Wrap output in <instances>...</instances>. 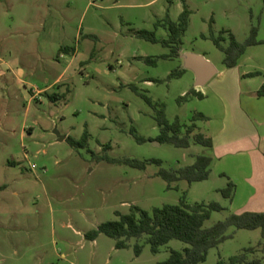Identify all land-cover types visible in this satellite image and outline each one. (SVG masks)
I'll return each instance as SVG.
<instances>
[{"label":"rangeland","instance_id":"rangeland-1","mask_svg":"<svg viewBox=\"0 0 264 264\" xmlns=\"http://www.w3.org/2000/svg\"><path fill=\"white\" fill-rule=\"evenodd\" d=\"M184 8L190 13L181 49L203 53L217 68L224 54L213 38L222 37L227 47L229 33L244 43L254 31L256 44L238 62L241 70L260 74L242 85V105L264 115V96L247 94L264 81V0H0V264H158L186 245L171 240L152 253L146 237L116 249L104 234L94 241L85 234L131 206L150 212L177 205L183 193L189 204L225 208L204 227L230 214L219 192L225 179L211 175L167 189L158 176L160 169L191 165L210 152L158 142L160 107L169 122L184 127L203 115L195 132L207 137L224 115L209 87L197 90L201 97L192 93V73L182 71L177 57H166L169 48L137 35L148 31L166 39L168 31L156 24L176 21ZM85 131L86 147L66 141L80 140ZM103 157L161 165L140 170ZM227 233L232 238L199 264H229L262 240L259 229ZM136 243L143 245L138 256Z\"/></svg>","mask_w":264,"mask_h":264},{"label":"trees","instance_id":"trees-1","mask_svg":"<svg viewBox=\"0 0 264 264\" xmlns=\"http://www.w3.org/2000/svg\"><path fill=\"white\" fill-rule=\"evenodd\" d=\"M189 11L184 8L176 21H171L168 17L164 24L157 23L156 26L163 25L168 31L166 39H157L153 32L141 31L137 35L152 43H161L164 47L170 49V54L166 57L174 58L179 56L182 45V37L187 29ZM222 37L213 38L216 47L224 54L223 64L226 68L235 67L240 57L245 53L247 47L255 45L254 31L251 37L244 43H238L234 36L229 33V44L227 47L221 45ZM66 53H74L75 49H61ZM149 61L148 59L146 60ZM155 63V60H151ZM259 72L248 73L247 77L259 75ZM181 71L172 73L171 76H179ZM192 93L198 97L200 94L194 90ZM258 97L264 96V84L256 92ZM147 103L152 105L150 98L145 97ZM206 119L203 115H195L191 123L184 127L179 120L169 122L166 119L164 108L160 107L157 111L156 122L159 127L157 141L160 143H170L178 148H189L191 144L211 148L212 139L201 133H196L195 121ZM184 131L182 132V130ZM138 141H142L137 137ZM66 141L73 147H86L88 143V133L84 132L80 140L66 138ZM110 163H123L140 170L145 169L148 163L161 165L160 160H114L103 157ZM212 159L208 155H197L191 165L180 167L175 170L160 169L158 176L167 182V189H176L172 184L178 181H186L188 184L205 181L210 175V166ZM235 185L228 181L225 188L220 189L222 197L232 199ZM216 202L189 204L186 201V193L177 205H163L154 207L150 212L137 206H131L129 213H116L117 219L102 223L97 230L89 231L85 238L94 241L99 234H104L115 241L116 249L128 247L127 242L130 239L139 240L146 237V244H149L152 253H157L161 247L165 246L171 240H177L186 246L181 251L171 250L168 258L158 264H199L206 260L210 249L218 247L224 241L232 238L228 234L229 228L235 230H256L261 233V241L255 246L243 249V251L229 259V264H264V213L244 212L241 214L230 213L222 221L214 223L210 227H204L213 212L224 210ZM143 245L135 244L134 251L138 256ZM259 253L260 255H257ZM255 255L251 259L248 257ZM257 255V256H256ZM218 264H221L220 262Z\"/></svg>","mask_w":264,"mask_h":264},{"label":"crops","instance_id":"crops-1","mask_svg":"<svg viewBox=\"0 0 264 264\" xmlns=\"http://www.w3.org/2000/svg\"><path fill=\"white\" fill-rule=\"evenodd\" d=\"M190 55L200 56L212 66L213 74L206 83L199 84L196 72L186 66L185 56ZM177 58L182 61V71L192 73L194 91L209 87L224 112L218 126L215 124L208 133L212 139L208 154L212 159L209 177L214 175L225 179L226 184L231 181L235 185L232 199H226L230 213H264V115L249 114L242 105L246 94L242 85L248 87L254 79L246 76L248 73L241 70L239 62L232 68H226L223 63L217 68L203 53L182 49ZM262 84L264 81L259 86ZM257 91L258 88L247 94Z\"/></svg>","mask_w":264,"mask_h":264},{"label":"water","instance_id":"water-1","mask_svg":"<svg viewBox=\"0 0 264 264\" xmlns=\"http://www.w3.org/2000/svg\"><path fill=\"white\" fill-rule=\"evenodd\" d=\"M186 66L196 72L197 82L206 83L213 74L212 66L200 56H185ZM65 138H61L64 140Z\"/></svg>","mask_w":264,"mask_h":264}]
</instances>
